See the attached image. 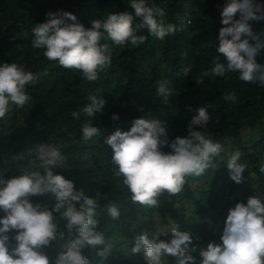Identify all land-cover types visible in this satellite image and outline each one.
I'll return each mask as SVG.
<instances>
[{"label":"trees","instance_id":"16d2710c","mask_svg":"<svg viewBox=\"0 0 264 264\" xmlns=\"http://www.w3.org/2000/svg\"><path fill=\"white\" fill-rule=\"evenodd\" d=\"M148 2L164 9L163 20L177 27L175 34L159 40L143 29L137 34L147 36L146 42L133 47L130 43L112 45L105 33L101 43L112 47L111 65L90 82L81 72L49 61L44 49L33 47L32 29L45 22L47 12L61 9L74 14L76 22L85 28H91L93 20L103 21L112 13L134 15L131 0H0V65L17 63L38 77L35 85L27 86L31 100L22 108L19 122L12 120L9 125L5 118L0 119V178L33 170L37 165L35 147L55 145L65 157V164L63 168H54V174L73 181L77 190L97 200L96 230L104 235L105 245H110V254L104 259L97 255L98 248L103 246L85 248L83 254L90 264H146L143 249L138 253L131 249L143 234L137 225L147 220H158L159 228L167 227L168 240L173 228L192 233L190 247L196 251L190 253L197 259L200 248L209 242H222L217 237V227L227 204L250 175L256 177V191L264 201V172L260 171L264 165V135L256 142L245 141L241 135L244 130L253 132L263 125L264 85L241 81L238 72H226L222 77L203 76L219 55L218 33L226 0ZM254 2L264 5V0ZM135 23H139L138 18ZM248 24L264 41V19L249 20ZM220 59L223 61V57ZM255 60L264 65V49ZM201 78L203 83H197ZM161 81H167L173 89L167 101L157 94ZM229 95L235 99H225ZM92 97L102 98L105 104L96 116L87 117L83 109ZM202 107L210 115L203 131L208 138L221 143L223 150L228 144V152L222 151L200 176L186 177L180 193L165 191L159 195L152 213L146 205L133 203L123 177L112 163V150L105 138L117 129L130 130L137 118L164 122L167 137L162 139L184 137L188 123ZM113 114L119 119L113 120ZM89 119L99 134L85 140L82 125ZM237 151L241 154L238 163L245 165L239 184L230 179L227 168L228 160ZM31 202L53 210L58 230L64 233L63 238L44 249L54 260L76 234H69L65 228V221L60 218L63 209L55 211L56 200L51 193L33 196ZM76 206L79 209V203ZM112 206L120 210L118 219L108 212ZM3 215L0 211V217ZM148 229L149 239H156L154 230ZM15 235V231L8 233L10 248L15 247ZM119 240L127 247L126 252L116 247ZM167 264H176V260Z\"/></svg>","mask_w":264,"mask_h":264},{"label":"clouds","instance_id":"9594fccd","mask_svg":"<svg viewBox=\"0 0 264 264\" xmlns=\"http://www.w3.org/2000/svg\"><path fill=\"white\" fill-rule=\"evenodd\" d=\"M130 5L134 15L112 13L103 21L93 20L91 28L76 22L71 12L49 11L45 22L37 23L32 29L33 47L44 49L49 61H56L65 69L77 70L86 80L95 81L112 61V47L101 43L105 33L112 45L130 43L139 47L147 40V36L137 34L143 29L159 40L177 31L174 24L164 22L163 8L150 5L148 0H131ZM221 16L216 49L219 55L213 58L212 67L204 71L203 76L222 77L226 72H238L239 80L264 85V65L255 60L264 49V41L248 24L249 20L264 19V5L254 0H226ZM135 18L139 23L134 24ZM37 79L17 63L0 65V119L5 118L12 107L22 109L30 102L27 86L35 85ZM197 83H203V79ZM172 93L167 81L159 82L158 96L167 101ZM225 99L234 100L235 97L229 95ZM104 104L102 98L92 97L83 111L87 117H94ZM197 112L187 125V135L171 141L162 139L167 137L166 124L149 118L134 119L130 130L117 129L105 138V144L112 150V163L123 177L133 203L157 206L159 195L165 191L180 193L186 177L200 176L221 154V143L214 142L203 131L210 120L208 111L202 107ZM112 119L119 117L113 114ZM82 133L88 140L99 134V129L89 119L83 123ZM166 147L170 151H163ZM34 152L37 165L33 170L12 178H0V211L4 213L0 217V264H90L83 250L97 246H103L98 248L97 255L107 259L110 245H105L104 235L96 230L97 200L77 190L73 181L54 174V168H63L65 164V157L55 145L38 144ZM240 155L239 151L235 152L227 162L229 177L237 184L242 182L245 170V165L238 163ZM260 171L264 172V167ZM48 193L55 197V211L63 209L60 218L65 221L69 234H76L63 245L54 260H50L44 249L63 238L64 233L58 230L53 210L31 202V197ZM108 212L113 219L120 216L117 207H109ZM12 231L16 232V243L10 248L8 233ZM170 235L167 241L153 240L144 232L131 251L138 253L142 248L146 264H163L165 257L175 258L176 264H195V257L190 254L196 251L195 247H190L192 233L173 228ZM221 241L220 244L209 242L200 248V264H264V201L250 197L246 204L238 202L230 208Z\"/></svg>","mask_w":264,"mask_h":264},{"label":"rangeland","instance_id":"374dc122","mask_svg":"<svg viewBox=\"0 0 264 264\" xmlns=\"http://www.w3.org/2000/svg\"><path fill=\"white\" fill-rule=\"evenodd\" d=\"M22 109L21 108H16L12 107L9 113L6 115L5 120L6 122L10 125L12 120H15V123L19 122V118L22 114ZM244 137L245 141H252L256 142L259 140V137L261 135H264V121L263 125L261 127H256V129L253 132H248V131H242L241 134ZM227 147L223 150L222 153H227L228 152V144L226 145ZM221 161H223V158L220 157ZM264 162V161H263ZM264 167V165L262 166ZM250 197H259L258 192L256 191V177L254 175H250L242 184L241 187L238 189L237 193L232 197V199L229 201L227 204V207L224 212V219L222 218L221 223L217 227V237L221 238L223 228H224V223L228 214V210L230 208H233L236 203L238 202H243L247 203L248 198ZM155 207V206H154ZM154 207H148V210L152 213V210ZM158 225V220H147L145 222H140L137 225V228L144 233L147 232L149 233L148 227H151L154 230V234L156 239H163V240H168V235H167V227H161L159 228ZM116 247L122 252H126L127 247L123 244L122 241H118L116 244ZM203 248V247H202ZM200 250V249H199ZM191 254V253H190ZM201 257L199 256L197 259H195V264H200ZM170 261H175V258L173 257H165L163 264H167Z\"/></svg>","mask_w":264,"mask_h":264}]
</instances>
